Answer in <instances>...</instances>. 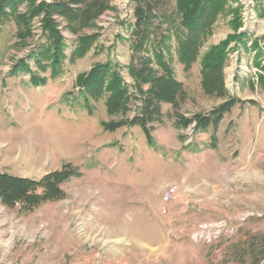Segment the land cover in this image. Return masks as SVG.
I'll use <instances>...</instances> for the list:
<instances>
[{"label": "rangeland", "instance_id": "1", "mask_svg": "<svg viewBox=\"0 0 264 264\" xmlns=\"http://www.w3.org/2000/svg\"><path fill=\"white\" fill-rule=\"evenodd\" d=\"M111 4L81 31L99 35L90 51L74 63L66 60L56 78L43 72L49 77L44 86H32L29 73L13 72L44 41L39 19L25 43L15 20L0 24V171L39 178L71 162L81 172L62 184L65 197L32 212L0 201V264H264V0L230 1L201 48L200 58L242 33L227 48L228 96L204 91L200 58L188 72L173 62L188 98L179 108L162 104L166 115L191 117L229 96L238 99L215 131L216 148L209 145L212 127L194 134L166 116L153 130L154 149L139 126L104 130L101 121L112 118L104 99L93 115L62 101L97 63L119 64L132 84L127 66L135 4ZM60 28L70 55L76 35L64 22Z\"/></svg>", "mask_w": 264, "mask_h": 264}, {"label": "trees", "instance_id": "2", "mask_svg": "<svg viewBox=\"0 0 264 264\" xmlns=\"http://www.w3.org/2000/svg\"><path fill=\"white\" fill-rule=\"evenodd\" d=\"M112 0H0V24L13 19L18 25L17 36L25 43L30 35V26L38 18L44 41L18 61L14 74H30L32 86H44L49 77L42 75L50 70V77L63 74L66 60L74 63L90 51L98 33H81L94 26L96 20L112 8ZM136 21L130 25V41L133 54L127 66L133 80L127 84L121 75V66L111 61L95 64L89 71L81 73L76 82L77 91L64 93L62 101L71 107H79L93 115L96 103L104 99L107 114L112 117L102 120L106 131H115L123 126H139L149 146L158 149L153 135L156 124L164 122L166 116L173 118L176 127H192L194 134L206 132L212 127L210 147H217L215 133L224 116L231 112L238 99L229 96L224 103L207 113H196L191 117L179 111L166 115L162 104L179 108L188 98L184 84L175 76V58L189 71L200 58L205 39L213 31L220 14L235 0H133ZM25 10H21V6ZM238 22L239 7L233 9ZM61 19V20H59ZM76 35L74 47L67 54L62 23ZM243 35H229L227 39L212 46L201 59L202 87L208 94L228 96L225 63L227 48ZM258 47V41H254ZM33 60L37 70H33ZM77 92V93H76ZM136 111L130 116L132 103ZM118 117L117 119L113 117ZM81 175L80 169L71 162L61 168L43 174L39 178L24 177L0 171V201L8 208H18L21 213L34 211L42 204L59 200L66 193L62 184ZM255 243V242H254ZM253 243V244H254Z\"/></svg>", "mask_w": 264, "mask_h": 264}, {"label": "built area", "instance_id": "3", "mask_svg": "<svg viewBox=\"0 0 264 264\" xmlns=\"http://www.w3.org/2000/svg\"><path fill=\"white\" fill-rule=\"evenodd\" d=\"M171 199V195L168 193L164 196L165 201H169Z\"/></svg>", "mask_w": 264, "mask_h": 264}]
</instances>
